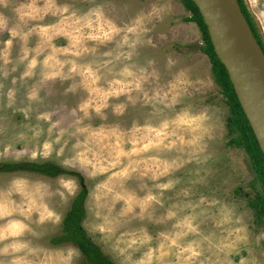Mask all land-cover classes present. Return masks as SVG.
<instances>
[{
    "label": "rangeland",
    "instance_id": "1",
    "mask_svg": "<svg viewBox=\"0 0 264 264\" xmlns=\"http://www.w3.org/2000/svg\"><path fill=\"white\" fill-rule=\"evenodd\" d=\"M264 45V9L242 0ZM181 0H0V162L50 160L87 188L113 264H264L260 190ZM71 175L0 172V264H77L52 245ZM237 191V192H236Z\"/></svg>",
    "mask_w": 264,
    "mask_h": 264
},
{
    "label": "trees",
    "instance_id": "2",
    "mask_svg": "<svg viewBox=\"0 0 264 264\" xmlns=\"http://www.w3.org/2000/svg\"><path fill=\"white\" fill-rule=\"evenodd\" d=\"M236 2L252 36L264 55V45L257 34L255 25L246 10L243 1L236 0ZM181 3L190 13L188 17L184 18V20L193 22L200 32V37L203 43L200 50L205 54L209 61L213 80L219 86L220 93L224 97V102L229 110V118L226 122V133L229 138L225 144L241 148L246 153L255 178L260 184V190L256 191L253 197H247V205L254 211L257 220L264 222L263 153L235 97L226 71L213 51L206 27L196 6L191 0H181ZM11 171L30 172L46 177H54L57 175L74 176L78 182V190L71 198L69 205L61 218L60 233L52 235L49 238V241L52 245H59L62 243L74 245L81 255L77 264H113V262L104 255L100 248L90 239L82 226V221L85 217L84 200L87 194V188L84 184L82 175L78 171L65 169L50 160L0 162V172Z\"/></svg>",
    "mask_w": 264,
    "mask_h": 264
},
{
    "label": "water",
    "instance_id": "3",
    "mask_svg": "<svg viewBox=\"0 0 264 264\" xmlns=\"http://www.w3.org/2000/svg\"><path fill=\"white\" fill-rule=\"evenodd\" d=\"M196 6L213 51L223 65L235 97L263 153L264 55L236 0H191Z\"/></svg>",
    "mask_w": 264,
    "mask_h": 264
},
{
    "label": "crops",
    "instance_id": "4",
    "mask_svg": "<svg viewBox=\"0 0 264 264\" xmlns=\"http://www.w3.org/2000/svg\"><path fill=\"white\" fill-rule=\"evenodd\" d=\"M250 3V6L254 7L256 5V1L255 0H247ZM253 1V2H252ZM261 2L264 4V0H261ZM259 16H262L264 19V9L259 11Z\"/></svg>",
    "mask_w": 264,
    "mask_h": 264
},
{
    "label": "bare ground",
    "instance_id": "5",
    "mask_svg": "<svg viewBox=\"0 0 264 264\" xmlns=\"http://www.w3.org/2000/svg\"><path fill=\"white\" fill-rule=\"evenodd\" d=\"M256 1V0H255ZM253 2V1H252ZM259 134V137H260V141H261V145H262V148L264 150V135L260 132H258Z\"/></svg>",
    "mask_w": 264,
    "mask_h": 264
}]
</instances>
